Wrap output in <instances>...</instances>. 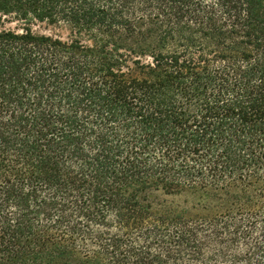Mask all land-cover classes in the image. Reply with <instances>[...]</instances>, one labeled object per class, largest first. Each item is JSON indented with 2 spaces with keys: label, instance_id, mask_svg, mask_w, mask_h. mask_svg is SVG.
<instances>
[{
  "label": "trees",
  "instance_id": "trees-1",
  "mask_svg": "<svg viewBox=\"0 0 264 264\" xmlns=\"http://www.w3.org/2000/svg\"><path fill=\"white\" fill-rule=\"evenodd\" d=\"M0 264H264V0H0Z\"/></svg>",
  "mask_w": 264,
  "mask_h": 264
},
{
  "label": "rangeland",
  "instance_id": "rangeland-1",
  "mask_svg": "<svg viewBox=\"0 0 264 264\" xmlns=\"http://www.w3.org/2000/svg\"><path fill=\"white\" fill-rule=\"evenodd\" d=\"M12 26L15 27V24H13Z\"/></svg>",
  "mask_w": 264,
  "mask_h": 264
}]
</instances>
